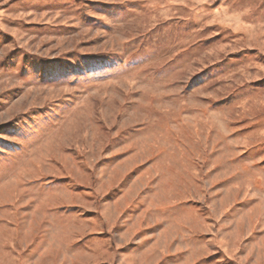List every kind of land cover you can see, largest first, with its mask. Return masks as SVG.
I'll return each instance as SVG.
<instances>
[{"label":"rangeland","instance_id":"374dc122","mask_svg":"<svg viewBox=\"0 0 264 264\" xmlns=\"http://www.w3.org/2000/svg\"><path fill=\"white\" fill-rule=\"evenodd\" d=\"M0 264H264V0H0Z\"/></svg>","mask_w":264,"mask_h":264}]
</instances>
